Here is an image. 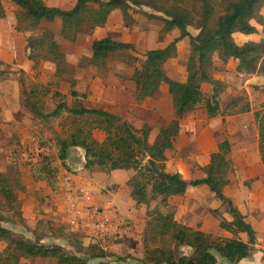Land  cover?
<instances>
[{
	"label": "trees",
	"instance_id": "1",
	"mask_svg": "<svg viewBox=\"0 0 264 264\" xmlns=\"http://www.w3.org/2000/svg\"><path fill=\"white\" fill-rule=\"evenodd\" d=\"M11 1L18 6L15 24L17 32L27 33L38 28L44 21L53 22L60 18L61 36L72 42L81 34H90L97 27L104 26L116 9L121 10L126 26L136 23L134 8L142 6L155 11L146 14L163 21L165 32L175 28L180 30V35L164 47L143 52L142 60L133 44L116 39L110 34L95 39L92 43V56L85 58L88 64L95 67L106 66L112 57L132 66L141 61V66H136L131 76L138 101L154 96L162 84L167 85L175 117L160 129L153 142L150 141L152 128L149 124L137 127L104 106L86 107L79 101L74 105L60 101L51 112H45L40 98L44 88L29 83L25 70H13L18 74L24 105L35 117L49 119L59 117L63 111H67L76 117H87L92 128L100 129L106 134L104 140L100 141L94 137L91 128L85 130L80 125L66 137H57L55 145L51 144V147L57 149L56 155L39 154L38 158L30 160L29 171L33 179L45 182L55 192L63 193L57 160L70 170L67 164L68 151L71 147L80 146L87 150V168L98 165L107 170H136L128 184L137 207L148 205L159 198L165 204L173 196L185 195L190 186L207 185L221 204L212 211L219 215L220 208L224 207L231 216L230 220L222 218L219 225L232 235L221 237L206 233L180 221L174 211L157 208L148 212L149 220L144 233L145 257L142 263L219 264L218 257L237 263L251 256L258 243L257 231L234 200L225 193L235 172L231 158L232 143L229 139L225 138L218 143L217 149L210 154L208 163L200 166L199 174L190 179L180 172L167 170L166 161L167 152L174 148L175 140L180 134L181 120L189 112L200 106L205 108L209 117L252 111L247 95L236 96L224 107L221 106L220 97L226 87L214 74V56L217 54L225 64L231 59L236 60V71L240 75L253 76L260 71L264 72V37L243 43H238L234 37L237 32L245 35L259 33L258 25L263 28L264 34V0H75L71 8L48 5L44 0ZM5 15L6 11L0 0V19ZM189 27H194L198 33L193 34ZM185 37L190 38L191 48L186 64L187 77L181 81L171 78L163 65L177 56V44ZM27 48L28 57L35 68L43 60H48L55 64L56 75L62 76L71 66L68 61L70 55L61 49L52 29H46L39 37H29ZM5 71L0 70V73ZM205 84H210L211 89L205 91ZM71 94L79 96L75 89ZM55 95L60 93L56 92ZM254 117L264 164V102L254 111ZM14 161L16 163V159ZM14 165L13 162L9 170H0V243L6 244L0 250V264H29L23 262V259L35 257L55 258L58 264H101L102 262L91 263L90 259L111 255L97 244L83 245L85 248H77L75 253H70L64 245L44 243L42 236L32 239L5 226V222L26 224L19 202V192L25 190L26 186L18 176L19 167ZM36 230L33 233L36 234ZM71 232L81 236L80 233ZM241 234H245L247 239H243ZM183 246L191 248L193 253H180L179 248ZM80 253L87 256H81Z\"/></svg>",
	"mask_w": 264,
	"mask_h": 264
},
{
	"label": "rangeland",
	"instance_id": "2",
	"mask_svg": "<svg viewBox=\"0 0 264 264\" xmlns=\"http://www.w3.org/2000/svg\"><path fill=\"white\" fill-rule=\"evenodd\" d=\"M44 1L48 5L60 6L62 8H71L75 4V0ZM2 4L6 15L4 23L0 26V53L6 54L9 51L1 46L3 40L12 41L13 49L9 52H14L15 54L18 51L17 56L22 66H17L16 61L8 63L0 59V70H6L5 73H0V170H9L14 162L20 170L18 176L22 178L23 184L26 186L25 190L22 189L19 192V202L23 216L26 219V224L20 225L5 222L4 225L15 232L24 233L29 238L35 239L36 236H42V242L44 243L64 245L70 253H75L77 248L97 244L104 247L111 254L106 258L90 259L91 263L144 264L142 263L145 257L144 233L149 220L148 212L161 208L162 211L172 210L179 217H184L182 213L185 212L187 214L188 210H183L182 208L183 197L173 196L165 204L159 198L148 205H142L141 208H137L134 205L131 187L128 184V180L135 174L136 170H107L98 165L80 169L78 172L75 171L77 179L82 177L92 182L88 192L92 196L100 198L102 207L107 205L104 208L112 216L128 218L133 222L135 227L131 237L121 240L111 236L103 237L81 233V236L74 235L65 223V195L55 192L45 182L35 181L31 171H29V162L32 158H38L39 154L56 155L57 149L51 147V144L55 145L57 137H66L76 126L81 125L85 130L91 128L94 137L100 141L104 140L106 134L100 129L92 128L93 125L87 122L89 121L87 117H76L67 111H63L59 117H51L49 119L35 117L24 105L17 82L18 74L15 71L13 72L12 68L15 70L19 68L25 70L29 83L37 84L44 88V93H40V98L43 101L45 112H51L60 101H66L69 105H74L79 101L86 107H101L103 104H108L113 113L137 127L149 124L152 128L150 134L151 142L154 141L160 129L169 124L175 117L172 96L168 89L164 88L159 90L151 99L143 101L136 99V102L144 104V107L132 103L129 105V102H134L133 86L135 84L131 80V76L135 67L141 66L142 62L139 61L135 66H132L120 62L117 57H112L106 66L95 67L88 64V61L85 59L93 54L92 43L94 39L105 35V33L100 31L102 27H98V31L96 29L90 34H81L75 42L66 40L61 36L60 18H57L53 22L44 21L38 28L27 33L17 32L14 30V26L16 24V10L18 6L11 0H2ZM134 10L137 17L136 23L126 26V21L123 20L120 24L117 17L116 22L118 24L102 30H106V35L110 34L116 39H129L133 43H138V45L135 44V47L137 48V55L140 60L143 59L142 54L146 50L163 47L180 35L178 28L165 32L163 30V21L150 18L146 14V12L155 13L150 7L142 6L134 8ZM262 12L264 13V7ZM258 26L259 33L251 35L235 33V40L238 43H243L248 40L262 39L264 37L263 28L260 25ZM46 29H52L55 32L61 49L70 55V60L68 61L71 66L62 76L56 75V66L53 62L43 60L35 68L33 61L28 57V38L39 37ZM108 30H112V32ZM189 30L193 34L198 33V30L194 27H189ZM17 46L18 48L15 49ZM177 47V56L172 61H168L166 65L164 64L163 68L165 71H169V73L175 72L177 79L186 78V64L191 48L190 38L185 37L180 40ZM214 61V74L225 83L226 87V90L220 97L221 106L224 107L232 98L243 95L248 96L252 106L251 112L243 113L241 116L245 122L247 135L245 137L239 134L231 135L233 140L231 156L234 164L235 159L243 157V155H240L241 147L249 150L252 155H257L258 152V127L254 111L259 109L264 102V72L260 71L253 76L240 75L235 69L236 61L230 60L225 64L218 58L217 54L214 56ZM119 82L124 84V88H121V90L118 85ZM209 88L211 89V85L207 84L204 89L208 91ZM73 89L78 91V97L71 94ZM56 92H59L60 95H55ZM201 118L204 120L207 118L211 123L208 122L206 125L203 122V124L201 122L192 124L193 120ZM221 118V115L209 117L203 106L189 112L181 120V129L184 131L180 130L182 133L175 140L176 148L174 147L169 150L168 162L166 163L167 170L181 171L184 177H186V174L188 175L189 169L194 172L196 167H185L183 162H185V158L191 155L201 160L203 159V155L207 153L213 142V137L209 132L211 130L213 132L215 130L220 131ZM233 123L234 125H237V123L239 125V122L235 121V119ZM222 124L224 125L223 128L226 129L227 123L225 119H223ZM193 126L195 130L189 129ZM204 126L209 128L206 131L207 133L203 132ZM191 130H193V133L187 134V131L191 132ZM14 159H16V163ZM56 165L59 167L60 173L65 169L62 168L59 160H57ZM70 170L73 171V167H70ZM184 197L195 198L194 208L199 218L202 217L201 219L210 222L213 220L220 221L224 218L223 214L226 213L225 208H221L219 215L212 211V209L220 206V202L208 186H190L188 195ZM189 202L191 203L192 201L189 200ZM94 203L98 204L95 201ZM189 216L192 219L190 214ZM191 219L184 221L188 222ZM210 222L207 223L210 227L209 229L210 231H214L216 226ZM139 225L144 226L142 231L137 230V226ZM35 229H37L36 234L33 233ZM56 234L61 235V237L58 238ZM262 236H264L263 232ZM5 246V243H0V250H3ZM179 252L182 254L193 253L187 246L180 247ZM80 254L84 257L87 256L84 253ZM23 262L29 264H58L55 258L42 257L25 258Z\"/></svg>",
	"mask_w": 264,
	"mask_h": 264
},
{
	"label": "crops",
	"instance_id": "3",
	"mask_svg": "<svg viewBox=\"0 0 264 264\" xmlns=\"http://www.w3.org/2000/svg\"><path fill=\"white\" fill-rule=\"evenodd\" d=\"M117 17L119 18V23L121 24L123 21V14H122L121 10H119V9L114 10L111 13V15L109 16L107 23L104 26H101L102 28H100V31L102 33H105L104 36H106L107 32H105L106 30H102V29H105L106 27H110V26L112 27V26H115V24H118L116 22ZM4 21H5V18L0 19V26L4 23ZM258 28H259V26H258ZM96 29L98 31V27ZM14 30H15V26H14ZM108 31L112 32V30H108ZM237 33H240V32H237ZM1 34H2V32H1ZM240 34H242V33H240ZM243 35H245V34H243ZM95 39H97V38H95ZM122 41L129 42V43L133 44L134 46L138 45V43H133L129 39H123ZM1 46L5 47L9 51L10 50L12 51V49H13L12 48V41L8 42L5 39L3 40V43L1 44ZM17 48H18V46L15 47V49H17ZM9 51H7L6 54L0 53V59H2L3 61H7L8 63H10L12 61H14V62L16 61L17 66H20L21 64L19 63V58L17 56L18 51H16L15 54H14V52L10 53ZM174 58H171L168 61H172ZM168 61L166 63H168ZM231 61H236V60L231 59ZM18 63H19V65H18ZM166 63H165V65H166ZM236 63H237V61H236ZM12 69L15 70L14 68H12ZM235 69H236V67H235ZM1 70H3V69H1ZM166 73L171 78L177 79L175 72L169 73V71H166ZM177 80L184 81V80H186V78L183 77V78L177 79ZM118 85H119L120 90H121V88H124V84L122 82H119ZM206 85L207 84L204 85V88L206 87ZM133 87H134V92H133L134 102L133 101L129 102V105H130V103H132V104H137V105H140L141 107L142 106L144 107V104H138L136 102L137 100H136V97L134 95L135 94V86H133ZM164 88L168 89L166 84H162L160 90H162ZM19 91H20V88H19ZM154 96L148 97L147 99H151ZM102 106H104L110 110V105L103 104ZM242 114H238V115H234V116L233 115H230V116H222L221 115L222 118H221V124H220L221 125L220 131L215 130V132H213L211 130L209 132V134L213 137V142L211 143L212 145H211L210 149L207 150V153H205V155H203V159L201 160L198 157H194L191 155V156H188L187 158H185V162L182 161L185 164V167H188V166H191L194 168L196 167L194 169L195 170L194 172H192V170L189 169L188 175L186 174L185 178L188 177L187 179H189V178H191L192 174H194V175L199 174V167L204 166L208 163L209 158H210V154L217 149L218 143L221 141V139L223 140V138L224 139L227 138V139H229V141L231 143H233L231 135L233 136L234 134H239V135H243L244 137L247 135L245 122L241 118ZM223 119H225V121L227 123L226 129L223 128V126H224L222 124ZM234 119H235V121L239 122V125H238V123H237V125H234V123H233ZM197 122H199V123L203 122V123H205V125L208 122L211 123L209 119L206 118V120H204L203 118H201V119L193 120L192 124L197 123ZM254 125H256V124H254ZM190 126H191V124H190ZM181 128H182V124H181ZM194 128L195 127L193 126V127H190L189 129H194ZM203 129H204L203 132L207 133L206 131H208L209 128L208 127L206 128L204 126ZM181 130L184 131L183 129H181ZM181 133L182 132H180V134ZM191 133H193V130H191V132L187 131V134H191ZM174 147L176 148V141H175ZM240 151H241L240 155H243V157H239V158L235 159V163H234L235 172L232 175L231 183L225 188V193L234 200V202L237 204V206L242 211V213L245 214L247 220L256 229L258 243L256 245V251L251 256L242 259L240 262L232 263L223 257H218V261H219V264H264V236H262V232L264 233V164H263V161L261 159L259 147H258L257 155H252V153L244 147H241ZM169 153H170V151L167 152V156L169 155ZM231 158H232V156H231ZM232 160H233V158H232ZM167 162H168V160L166 161V163ZM67 164L69 165V167H73L74 172L72 170H68L65 168L60 173L59 178L64 171H69V172L72 171V173L76 177V181H77L78 185L81 188H83L81 190L84 191V189H86L85 191H89V188H90V185L92 182H90L89 180H86L82 177H79L77 179V176H76L77 174L75 173V171L78 172V170L84 169L87 167L82 165V162H76L75 160L70 159V158H67ZM62 168H64V167L62 166ZM174 172L182 173L181 171H177V170ZM200 186H204V185H200ZM188 190H189V188H188ZM188 190H187L185 195H188ZM228 190H230V192H228ZM185 195H179V196L183 197L182 198L183 201L181 203L183 210L187 209L188 212H187V214H185V212L182 213V215L184 217H179L176 213L177 218L180 221L186 223L187 225L201 229L206 233L213 234L215 236L230 237L232 235L229 231H226L225 229L220 227V225H219L220 221L219 220H217V221L213 220L210 222L208 220L205 221V220L201 219L202 217L199 218V216L197 215V211H195V208H194L195 198H186V197H184ZM189 200H191L192 202L190 203ZM94 201L96 203H98L97 205L103 206L102 202L100 201V198L94 197L91 195V202L94 203ZM134 205L136 206L135 201H134ZM220 206H221V204H220ZM104 207H107V205H105ZM219 207H217V208H219ZM137 208H141V207H137ZM221 208H224V207H221ZM221 208H220V211H221ZM214 209H216V208H214ZM189 214L191 215L192 219L190 218ZM223 216L225 219H228V220L231 219V216L227 212L224 213ZM190 219H191V221H188V222L184 221V220H190ZM209 222L212 223V225L216 226V229H214V231H210V229H209L210 227L207 224ZM143 227L144 226L139 225V226H137V230L142 231ZM241 237L245 240L247 239V236L245 234H241Z\"/></svg>",
	"mask_w": 264,
	"mask_h": 264
},
{
	"label": "built area",
	"instance_id": "4",
	"mask_svg": "<svg viewBox=\"0 0 264 264\" xmlns=\"http://www.w3.org/2000/svg\"><path fill=\"white\" fill-rule=\"evenodd\" d=\"M64 197L65 223L73 232L103 237H131L135 225L128 218L112 216L102 206L91 202V194L82 191L72 172L64 171L60 176Z\"/></svg>",
	"mask_w": 264,
	"mask_h": 264
},
{
	"label": "water",
	"instance_id": "5",
	"mask_svg": "<svg viewBox=\"0 0 264 264\" xmlns=\"http://www.w3.org/2000/svg\"><path fill=\"white\" fill-rule=\"evenodd\" d=\"M68 158L76 162H82V165L87 164V150L80 146L71 147L68 151Z\"/></svg>",
	"mask_w": 264,
	"mask_h": 264
}]
</instances>
